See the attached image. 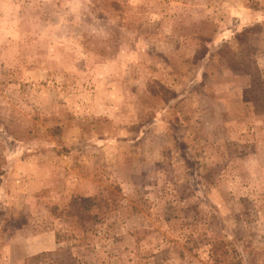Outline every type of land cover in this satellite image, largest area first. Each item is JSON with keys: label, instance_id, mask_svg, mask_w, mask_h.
Instances as JSON below:
<instances>
[{"label": "rangeland", "instance_id": "obj_1", "mask_svg": "<svg viewBox=\"0 0 264 264\" xmlns=\"http://www.w3.org/2000/svg\"><path fill=\"white\" fill-rule=\"evenodd\" d=\"M0 264H264V0H0Z\"/></svg>", "mask_w": 264, "mask_h": 264}, {"label": "trees", "instance_id": "obj_2", "mask_svg": "<svg viewBox=\"0 0 264 264\" xmlns=\"http://www.w3.org/2000/svg\"><path fill=\"white\" fill-rule=\"evenodd\" d=\"M95 200V197H92L89 199V201H94Z\"/></svg>", "mask_w": 264, "mask_h": 264}]
</instances>
